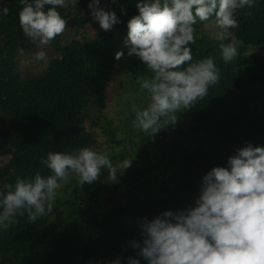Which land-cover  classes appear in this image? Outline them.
Instances as JSON below:
<instances>
[{
	"label": "trees",
	"instance_id": "16d2710c",
	"mask_svg": "<svg viewBox=\"0 0 264 264\" xmlns=\"http://www.w3.org/2000/svg\"><path fill=\"white\" fill-rule=\"evenodd\" d=\"M139 2L101 0L120 23L93 34L88 31L90 0L58 9L66 28L47 46L56 56L41 74L23 77L20 58L38 46L20 26V0H0L10 10L0 14V157L6 159L0 162V192L17 177L51 175L41 164L49 152L97 150L98 138L88 122L103 128L114 164L133 161L115 184L106 182V170L83 188L75 179L46 218L29 223L27 215L17 214L18 222L0 224V264H109L117 257L122 264L128 257L147 264L129 246L132 240L143 241L140 221L194 206L202 178L213 167L227 168L228 158L247 143L264 146V56L254 53L264 50V0L238 10V27L223 41L216 38L220 30L214 23L194 25L196 41L189 45L193 60L214 57L221 79L195 107L177 113L174 126L147 137L132 128V109L119 119L120 127L104 117L109 85L117 64L127 56L128 21L139 15ZM208 25L213 29L207 30ZM232 40L238 41V55L225 63L219 45ZM120 50L125 56L117 62ZM127 73L142 95L138 106L146 107L147 93L136 80L150 73L135 56L127 62Z\"/></svg>",
	"mask_w": 264,
	"mask_h": 264
},
{
	"label": "clouds",
	"instance_id": "9594fccd",
	"mask_svg": "<svg viewBox=\"0 0 264 264\" xmlns=\"http://www.w3.org/2000/svg\"><path fill=\"white\" fill-rule=\"evenodd\" d=\"M79 0H20L19 22L24 35L36 46H48L66 28L58 9L76 7ZM113 3L116 0H112ZM255 0H141L139 15L128 21L124 42L127 56L143 62L147 73L137 76L146 91V107L132 105V128L147 137L174 126L177 113L191 110L203 100L210 87L219 84L220 68L212 56L193 60L189 45L196 41L194 25L212 22L220 31L218 40L238 27V10L252 8ZM46 6H51L46 9ZM92 18L105 32L120 23L113 11L101 7V0H90ZM0 6V14H9ZM251 13H249L250 15ZM238 41L221 43L225 63L238 55ZM19 51L23 52V49ZM123 50L115 53L119 62ZM45 60L46 53H35ZM228 167H213L202 178L194 206L176 212L165 211L155 219L139 223L143 241L129 246L147 264H264V146L247 143L228 158ZM41 164L51 175L36 172L30 179L17 177L14 185L0 192V224L18 222L17 214L27 215L29 223L53 212L57 190L73 174L80 187L100 180L106 170L107 183H118L133 161L125 158L114 164L106 151L83 147L73 152H49ZM109 264H122L120 257ZM127 264H140L128 257Z\"/></svg>",
	"mask_w": 264,
	"mask_h": 264
},
{
	"label": "rangeland",
	"instance_id": "374dc122",
	"mask_svg": "<svg viewBox=\"0 0 264 264\" xmlns=\"http://www.w3.org/2000/svg\"><path fill=\"white\" fill-rule=\"evenodd\" d=\"M101 7H103L106 11H108V9L110 8L109 5H101ZM87 15L90 17L88 31L93 34L101 27L100 24L92 18L91 12L87 13ZM206 29L212 30L213 25H208ZM68 33L70 36H74L71 31H68ZM39 51H43L46 53L45 60H37L35 58V53ZM254 53L264 56V50L254 51ZM55 56L56 55L54 53V50L51 47L47 46H39L34 50V52L30 54H23L20 58L21 74L23 75V77L37 76L41 74L48 66L49 61ZM129 59L130 57L126 56L117 64L112 82L110 83L108 88V108L104 112V117L111 121L115 120L119 127V119H125V117L130 114L132 105L135 104L138 106L142 103V95L131 83V80L129 79V75L127 73V62ZM87 128L97 135V151H107L110 148V145L108 144V137L103 128L93 127L91 122L87 123ZM0 162L4 163L6 162V159L0 157ZM75 179H77L75 175H72L69 177L68 182L61 185V187L57 190L55 200L60 198L64 194L66 189H70L75 185Z\"/></svg>",
	"mask_w": 264,
	"mask_h": 264
}]
</instances>
